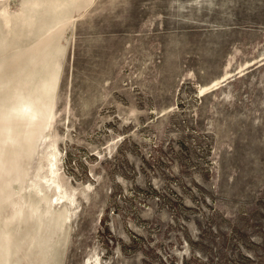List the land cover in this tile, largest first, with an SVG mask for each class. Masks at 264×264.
Here are the masks:
<instances>
[{"label":"rangeland","instance_id":"374dc122","mask_svg":"<svg viewBox=\"0 0 264 264\" xmlns=\"http://www.w3.org/2000/svg\"><path fill=\"white\" fill-rule=\"evenodd\" d=\"M41 1L0 0V264H264V0Z\"/></svg>","mask_w":264,"mask_h":264},{"label":"crops","instance_id":"0c3cea01","mask_svg":"<svg viewBox=\"0 0 264 264\" xmlns=\"http://www.w3.org/2000/svg\"><path fill=\"white\" fill-rule=\"evenodd\" d=\"M74 2L76 3L75 7L72 6ZM92 2L93 0H42L38 4L50 3L53 7H56L59 10H61L62 8L69 7L70 10L75 9L77 11H80L83 8L86 7L88 8L92 4ZM35 4L36 3H32V5ZM28 5H30V2L28 3ZM72 20H73V15H66L64 18L57 19L55 23L50 27V29H53L54 27L61 29L62 26H65L66 24L70 23Z\"/></svg>","mask_w":264,"mask_h":264},{"label":"bare ground","instance_id":"6f19581e","mask_svg":"<svg viewBox=\"0 0 264 264\" xmlns=\"http://www.w3.org/2000/svg\"><path fill=\"white\" fill-rule=\"evenodd\" d=\"M55 181V180H54Z\"/></svg>","mask_w":264,"mask_h":264}]
</instances>
